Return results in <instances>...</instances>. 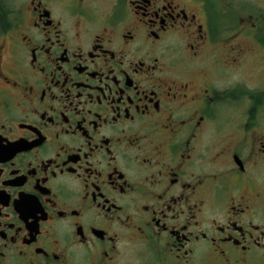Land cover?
Returning <instances> with one entry per match:
<instances>
[{
  "label": "flooded vegetation",
  "instance_id": "1",
  "mask_svg": "<svg viewBox=\"0 0 264 264\" xmlns=\"http://www.w3.org/2000/svg\"><path fill=\"white\" fill-rule=\"evenodd\" d=\"M0 264H264V0H0Z\"/></svg>",
  "mask_w": 264,
  "mask_h": 264
}]
</instances>
